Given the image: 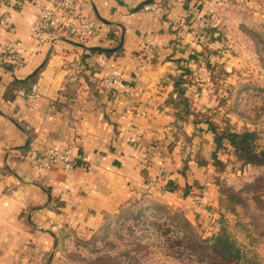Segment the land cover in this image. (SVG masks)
<instances>
[{
    "label": "crops",
    "instance_id": "1",
    "mask_svg": "<svg viewBox=\"0 0 264 264\" xmlns=\"http://www.w3.org/2000/svg\"><path fill=\"white\" fill-rule=\"evenodd\" d=\"M142 1L75 0L69 10L57 0H0V264H52L66 229H97L143 198L196 219L220 207L206 116L224 111L210 92L214 69L225 67L231 81L233 63L221 59L230 45L207 10L215 0H156L162 11L131 10ZM42 7L55 21L92 20L97 31L87 47L57 39L33 74L52 45L32 34ZM3 47L21 50L23 63L11 67ZM113 73L119 82L108 90L102 79ZM32 76L33 97L12 87ZM244 119L232 126L253 130ZM54 144L71 146L89 166L37 170L25 157Z\"/></svg>",
    "mask_w": 264,
    "mask_h": 264
},
{
    "label": "rangeland",
    "instance_id": "2",
    "mask_svg": "<svg viewBox=\"0 0 264 264\" xmlns=\"http://www.w3.org/2000/svg\"><path fill=\"white\" fill-rule=\"evenodd\" d=\"M209 6L218 37L230 45L221 59L229 58L233 66L231 81L225 67L214 69L210 92L224 111L208 117L217 127L237 132L245 128L235 129L233 121L251 119L256 143L264 148V0H215ZM218 157L222 204L210 219L143 198L108 215L97 229H66L52 264H211L210 254L197 245L223 229L247 248L240 264H264V166L243 162L229 146Z\"/></svg>",
    "mask_w": 264,
    "mask_h": 264
},
{
    "label": "built area",
    "instance_id": "3",
    "mask_svg": "<svg viewBox=\"0 0 264 264\" xmlns=\"http://www.w3.org/2000/svg\"><path fill=\"white\" fill-rule=\"evenodd\" d=\"M61 8L72 10L75 0H57ZM147 10L162 11L163 7L155 1L147 3L143 6ZM0 23L4 20L0 18ZM97 25L89 19L81 17H73L63 22L55 21L54 11L48 7H42L32 24V34L38 42L55 43L57 39L66 37L81 43H86L96 34ZM4 61L11 67L20 66L25 60L21 50H10L8 47L2 49ZM119 82V76L116 73L106 75L102 79L103 86L111 90ZM28 97L35 95V87L29 90L21 91ZM26 159L37 170H46L55 165H60L66 170H71L79 162L85 166H89V162L84 156H76L73 148L69 145L54 144L49 146L45 151L40 152L36 148H30L26 153Z\"/></svg>",
    "mask_w": 264,
    "mask_h": 264
},
{
    "label": "trees",
    "instance_id": "4",
    "mask_svg": "<svg viewBox=\"0 0 264 264\" xmlns=\"http://www.w3.org/2000/svg\"><path fill=\"white\" fill-rule=\"evenodd\" d=\"M207 31L214 32L216 29L207 27ZM184 71L189 72L188 69H184ZM33 79L34 76L23 81L14 80L12 87L21 88L26 86L24 88L28 87L27 89H29L33 86ZM177 86L179 90H182L181 80L177 82ZM206 118L209 128L215 135L216 152L214 153V157L216 162H220L218 157L219 150H225L229 146L233 148L238 158L243 162L264 166V148L259 149L256 143L257 133L255 131L245 130L243 132H237L227 127L220 128L208 116ZM170 188H173V186ZM221 201L220 206L222 204ZM197 246L210 254L211 264H220L216 260L227 264H240L243 261L242 259L247 256L246 246L238 243L225 229L214 234L209 243L204 241Z\"/></svg>",
    "mask_w": 264,
    "mask_h": 264
},
{
    "label": "water",
    "instance_id": "5",
    "mask_svg": "<svg viewBox=\"0 0 264 264\" xmlns=\"http://www.w3.org/2000/svg\"><path fill=\"white\" fill-rule=\"evenodd\" d=\"M116 1H117V3L120 4V5L128 6V4L125 2V0H116ZM153 1H155V0H144V1H142L141 3H139L138 5H136L134 8H132L131 10H135V9L140 8V7H143L145 4H147V3H151V2H153ZM97 15L99 16V18H100L102 21H105V22H106V20L103 19V18L98 14V12H97ZM107 22H108V21H107ZM60 39H62V40H64V41H67V42H69V43H72V44H74V45L80 46V47H87L84 43H81V42H78V41H75V40H72V39H69V38H66V37H61ZM53 47H54V43L51 45L50 49L48 50V52H47V54H46V57H45L43 63H42V64H41V65H40V66L34 71L33 74L37 73V71H39V69H41V68L43 67V65L45 64V62H46L48 56L50 55V53H51ZM2 66L7 67V68H9V69H12L11 67L6 66L5 64H2Z\"/></svg>",
    "mask_w": 264,
    "mask_h": 264
}]
</instances>
